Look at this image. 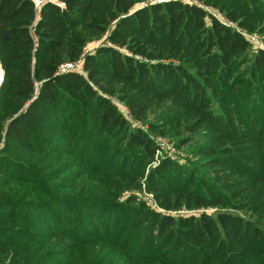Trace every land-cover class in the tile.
Listing matches in <instances>:
<instances>
[{"label":"trees","instance_id":"1","mask_svg":"<svg viewBox=\"0 0 264 264\" xmlns=\"http://www.w3.org/2000/svg\"><path fill=\"white\" fill-rule=\"evenodd\" d=\"M247 34L264 0H0V264H264Z\"/></svg>","mask_w":264,"mask_h":264},{"label":"rangeland","instance_id":"2","mask_svg":"<svg viewBox=\"0 0 264 264\" xmlns=\"http://www.w3.org/2000/svg\"><path fill=\"white\" fill-rule=\"evenodd\" d=\"M36 2L38 4L39 1L36 0ZM246 36L251 43V47H252L253 52H255L258 48H264V43H263V41L259 35L247 34ZM100 42L101 41H95L93 43H90L87 47L88 50H92ZM75 68H76V70H81L80 66H76ZM2 79H3V77L0 78V81H2ZM0 84H1V82H0ZM117 104H118L119 108L121 109V111L124 112L128 116V111H127L126 107L118 101H117ZM157 141L163 147L162 152L161 153L159 152L158 155H162L163 153L169 154V152H172L173 156L176 157L177 159H179L182 163H186L188 165L197 167V171H201V172L204 171V169L198 167L199 166L198 157L195 156V154L192 152V149L187 148V147L183 148V149H177L174 146V140L171 137L157 138ZM130 193H136L139 197L143 198L145 201H147V203H149L151 206L154 207L152 196L150 194L145 193V192H139V191H128L124 194L123 197H125L126 195H128ZM214 210L215 209H212V208L206 209V211H208L209 213H214ZM181 212L184 214L191 213L190 211H187V210H183ZM243 214L248 216V214H246L244 212H243Z\"/></svg>","mask_w":264,"mask_h":264},{"label":"built area","instance_id":"3","mask_svg":"<svg viewBox=\"0 0 264 264\" xmlns=\"http://www.w3.org/2000/svg\"><path fill=\"white\" fill-rule=\"evenodd\" d=\"M40 2V0H38ZM156 1H159V2H162L163 0H156ZM38 2V4H39ZM76 66H80L79 64H72V63H67V64H64L62 65L61 67V70L62 71H65L67 69H76L75 67ZM81 67V66H80ZM160 144V143H159ZM161 145V144H160ZM161 149H163L162 145H161ZM160 153L162 152L161 150L159 151ZM170 155H173L172 152H169Z\"/></svg>","mask_w":264,"mask_h":264}]
</instances>
